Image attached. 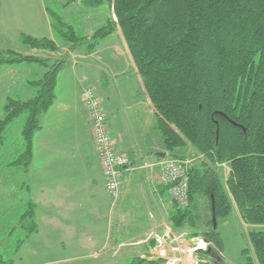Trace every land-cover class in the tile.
<instances>
[{"label":"trees","instance_id":"trees-1","mask_svg":"<svg viewBox=\"0 0 264 264\" xmlns=\"http://www.w3.org/2000/svg\"><path fill=\"white\" fill-rule=\"evenodd\" d=\"M70 1L87 9L106 4L105 20L89 35L80 36L44 2L52 31L61 43L21 33L23 51L0 49V66H5L46 63L50 56H44L45 52L58 51L63 44L67 48L51 57L54 63L41 77L30 81L36 90L32 98H9L4 106L0 147L6 143L7 125L25 113L24 148L16 155L9 152V165L26 171L31 163L33 137L41 115L54 101L62 58L82 40L84 53H91L119 31L157 115L164 150L172 158H181L180 153L188 150L196 159L187 171L188 204L179 206L170 198L171 226L207 243L205 249H196L205 264H226L217 228L211 230L212 195L217 220L236 209L243 224L251 227L247 232L250 248L243 249L251 253L246 264H264V0ZM198 197L205 199L208 218L205 227L197 230ZM34 206L29 200L18 211L16 220L24 233L16 241V251L36 230ZM212 253L222 259L220 263L212 261ZM3 262L8 261L0 256ZM128 264L163 261L148 255Z\"/></svg>","mask_w":264,"mask_h":264},{"label":"crops","instance_id":"crops-1","mask_svg":"<svg viewBox=\"0 0 264 264\" xmlns=\"http://www.w3.org/2000/svg\"><path fill=\"white\" fill-rule=\"evenodd\" d=\"M9 13L25 20L26 28L28 14H40L41 26L45 30L43 34L33 30H27V33L52 39L53 31L43 0H7L0 8V19ZM2 26L11 27V24ZM20 27L23 26L15 25L17 35L26 32ZM116 32L123 41L119 31ZM4 48L8 47H0ZM122 49L135 71L127 47ZM119 50L122 51L121 47H113L110 51L114 60L121 55ZM93 54H97V49L86 53L89 58ZM33 64L37 63L0 66V118L9 98L26 100L36 93L30 81L42 75L39 76ZM99 70L91 60L85 64L80 60L76 64L60 66L54 101L40 117V128L33 137L31 163L26 171L9 165L12 157L8 156V151L3 152V169L0 171L7 178L0 180V212H7L6 218L15 224V241H18L24 231L18 226L16 217L24 204L31 200L35 204L36 230L19 246L23 251L27 250L24 261L19 262L22 251L2 264H119L121 261L128 264L126 261L135 257H155L154 241L148 238V233H163L166 227L171 229L172 236H180L178 243L170 242V254L184 257L193 245L195 237H187L188 231L174 230L169 224L168 211L172 202L165 187L157 180L160 169L157 153L162 147L148 140L139 146L135 136L127 134L123 123L122 106L143 105L156 115L148 97L144 93L137 101L127 105L124 99L119 101L115 93L108 90L106 98H100L97 89L103 81ZM135 78L143 91L136 71ZM14 81L19 89L7 90ZM105 84L107 88L108 84ZM85 87H92L102 99L101 112L109 134L116 141L115 150L129 157L128 166L122 168L120 195L114 205L106 190L99 157L90 136L89 114L81 100ZM86 129L87 137H84ZM150 153L156 157L147 158ZM8 234L2 235L8 238ZM32 242H37V249L29 251L27 248ZM175 245L178 249L172 250L170 247Z\"/></svg>","mask_w":264,"mask_h":264},{"label":"rangeland","instance_id":"rangeland-1","mask_svg":"<svg viewBox=\"0 0 264 264\" xmlns=\"http://www.w3.org/2000/svg\"><path fill=\"white\" fill-rule=\"evenodd\" d=\"M6 1L7 0H0V8L4 6V3ZM43 2H46L47 7L50 8L55 14H58L63 20L71 24L77 34L80 36L89 35L96 27L100 26L105 20L107 13L106 4H103L95 9H87L83 5L72 3V1L70 0H43ZM28 17L29 24L27 28L25 20L19 19L13 14L9 13L6 17L0 19V47H11V49H15L20 52L25 49V47L20 44L19 35H17L15 31L16 24L23 26L20 28H25L26 34H29L27 33V30L36 31L40 35L43 34L45 30L41 26V15L39 14L29 16L28 14ZM7 23L11 24V27L8 26L4 28L2 24ZM51 36L52 39H55V41L59 42V44L61 43L62 40L59 38L57 39L53 32ZM118 37V32L115 31L110 37L105 38V40L100 42V44L97 46V54H93L91 58L87 57L86 53H84V46L86 45L85 40H82L75 49L74 53H67V55H65V57L62 59H64V65H71L72 63L76 64L80 60L82 64H85L91 60L93 64L99 67V71L102 76L103 83L100 84L101 86L97 89V93L100 98H106V91L110 90L111 92L115 93L119 101L121 99H124L125 104L131 105L139 98H141L145 92L144 89L142 91L140 83L135 78V71L133 66L129 64V62L127 61V57L124 56L122 47H125V45L121 38ZM113 47H121L122 50H119L121 55L118 56L115 60L110 53V51H113ZM66 49L67 48L63 44L60 45L58 51L45 52V54H43L44 56H50V58L46 59V63L33 64L36 67V72L38 69L39 72L37 73H39V76L43 75L45 70H48L50 65L54 63V59L51 57L62 54V52H64ZM107 50V54L104 53ZM108 56H110V59ZM25 67L28 66L25 65ZM92 83L93 81L91 82V84ZM105 83L108 84L107 88ZM12 88L19 89V86L15 81L11 82L6 89L10 90ZM121 110L126 132L128 135L133 134L135 136V140L138 142L139 146H143V143L148 140L149 143L151 142L152 144H157L162 147L160 152L165 153V155L163 156L164 158L176 159L170 157L171 154L169 152L167 153L163 148L161 135L155 125L157 119L155 114L149 112L146 109V106H140L138 104L129 106L127 108H123L122 106ZM108 118H111L109 114ZM24 119L25 113L20 114L7 125L3 133V139L6 143L4 146L5 148L0 147V169H3L2 162L5 156V154L3 153L4 151H14V154L16 155L22 150V148H24L23 140L21 137V129L24 123ZM85 136L87 137V129L84 134V137ZM130 152L131 154H133L132 150ZM177 153H180V149L177 150ZM180 155H182V157L177 159L189 161L187 165V171L189 167H191V165H195L196 159L193 158L188 150H185L184 153H180ZM148 157L155 158L156 156L154 153H150L149 155L147 154V158ZM5 178L7 177H4L0 171V180L3 181L5 180ZM197 204L198 206L195 212L200 216V220L196 219L197 226L195 229L198 230L203 227V222H205V219L208 218V211L204 198L198 197ZM7 214V212H0V256L3 258V261H8L9 259H12L14 255H17L23 251V249L21 248L22 246L18 251H16L18 246V243L15 241L17 239V229L15 227V224L10 222L11 220H8L6 218ZM9 214L14 215V213ZM250 228L251 227L241 222L236 209H233L227 217L219 218L217 220V231L220 235L222 243L221 254L224 257L226 264H246V262L248 261L247 256L251 255V253L249 249L248 252H243V249L250 248L247 234ZM6 232H9L8 238L2 235ZM198 240L201 239L195 237L192 240L193 245H196V242ZM37 245V242H32L28 245L27 249L29 251H34L31 249H37ZM26 252L27 250H24L22 252V255H20L19 257V262L21 260L24 261V254H26ZM196 254L198 255L197 252ZM199 258L201 259L200 256ZM128 262L129 261H126V263ZM124 263V261L119 262V264ZM202 264H205V261L202 262Z\"/></svg>","mask_w":264,"mask_h":264},{"label":"built area","instance_id":"built-area-1","mask_svg":"<svg viewBox=\"0 0 264 264\" xmlns=\"http://www.w3.org/2000/svg\"><path fill=\"white\" fill-rule=\"evenodd\" d=\"M83 106L88 111L90 124V136L94 143L99 157L102 172L105 178V187L111 198L112 205L116 203L120 195L121 172L123 167L129 164V157L125 153L115 150V139L109 134L104 115L101 112V99L96 95L92 87H85L81 93ZM188 160L163 158L160 160V169L157 180L163 185L175 203L179 206L188 204ZM148 238L153 243V254L160 258L163 264H202L204 262L196 254V249H205L207 243L198 240L196 245L188 248L184 257H176L169 253L170 242L180 240V236H172L171 229L166 227L163 233L150 231ZM202 242V245H200ZM172 250H177L178 245L171 246Z\"/></svg>","mask_w":264,"mask_h":264},{"label":"water","instance_id":"water-1","mask_svg":"<svg viewBox=\"0 0 264 264\" xmlns=\"http://www.w3.org/2000/svg\"><path fill=\"white\" fill-rule=\"evenodd\" d=\"M231 122L233 124H235V122H233V121H231ZM157 155L160 156V157H163L164 156V153L158 152ZM210 199H211V221H212V228H211V230L213 231V230H215L217 228V219H216V216H215L214 198H213L212 195L210 196ZM210 257L212 259H214V257L212 255H210ZM215 258H216L215 260H217L219 262L222 260L220 257H217V256H215Z\"/></svg>","mask_w":264,"mask_h":264},{"label":"flooded vegetation","instance_id":"flooded-vegetation-1","mask_svg":"<svg viewBox=\"0 0 264 264\" xmlns=\"http://www.w3.org/2000/svg\"><path fill=\"white\" fill-rule=\"evenodd\" d=\"M210 255H212V256L214 257V259L212 260L214 263H220L219 261L215 260V259H216V258H215L216 255H215V254L212 253V254H210ZM210 258H211V257H210ZM218 260H219V259H218Z\"/></svg>","mask_w":264,"mask_h":264},{"label":"bare ground","instance_id":"bare-ground-1","mask_svg":"<svg viewBox=\"0 0 264 264\" xmlns=\"http://www.w3.org/2000/svg\"><path fill=\"white\" fill-rule=\"evenodd\" d=\"M202 245V244H201Z\"/></svg>","mask_w":264,"mask_h":264}]
</instances>
